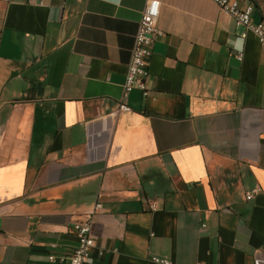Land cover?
<instances>
[{"label": "crops", "instance_id": "crops-1", "mask_svg": "<svg viewBox=\"0 0 264 264\" xmlns=\"http://www.w3.org/2000/svg\"><path fill=\"white\" fill-rule=\"evenodd\" d=\"M147 1L0 0V264L68 255L96 203L90 264H264V48L156 0L148 96L111 116Z\"/></svg>", "mask_w": 264, "mask_h": 264}, {"label": "built area", "instance_id": "built-area-1", "mask_svg": "<svg viewBox=\"0 0 264 264\" xmlns=\"http://www.w3.org/2000/svg\"><path fill=\"white\" fill-rule=\"evenodd\" d=\"M210 1L222 12L229 15L233 19L236 27H242L245 33H251L259 45L264 48V20L258 22L252 21L254 6L250 1L243 8H240L236 2H231L230 0ZM158 17L159 2L156 0H148L141 12L137 30L133 37V45L122 84L120 102L118 103L116 111L111 116L131 111V108L124 102L131 92L139 91L143 99L148 96V63L155 41L163 35V32L158 27ZM242 37H245V34ZM229 57H233L239 62L242 60L241 52L231 51L229 52ZM257 191L247 194L246 199H251ZM149 207L151 211L156 210L154 205H150ZM101 208V204L96 203L91 213L85 219L73 223L72 230L77 240L75 248L65 256L55 257L49 255L48 262L50 264H90L91 258L89 254L93 248V240L90 234L91 223L95 212ZM149 261L153 264H171L168 260L155 257L150 258Z\"/></svg>", "mask_w": 264, "mask_h": 264}, {"label": "trees", "instance_id": "trees-1", "mask_svg": "<svg viewBox=\"0 0 264 264\" xmlns=\"http://www.w3.org/2000/svg\"><path fill=\"white\" fill-rule=\"evenodd\" d=\"M248 1H250V2L253 4V6H254V11L257 10V11L259 12L260 19H261V20H264V13H263L262 10L259 8V6H258L255 2H253L252 0H248Z\"/></svg>", "mask_w": 264, "mask_h": 264}, {"label": "rangeland", "instance_id": "rangeland-1", "mask_svg": "<svg viewBox=\"0 0 264 264\" xmlns=\"http://www.w3.org/2000/svg\"><path fill=\"white\" fill-rule=\"evenodd\" d=\"M252 1L255 2L264 13V0H252Z\"/></svg>", "mask_w": 264, "mask_h": 264}]
</instances>
